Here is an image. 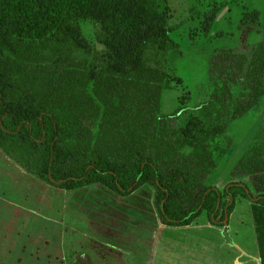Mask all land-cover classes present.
Instances as JSON below:
<instances>
[{
  "label": "trees",
  "instance_id": "1",
  "mask_svg": "<svg viewBox=\"0 0 264 264\" xmlns=\"http://www.w3.org/2000/svg\"><path fill=\"white\" fill-rule=\"evenodd\" d=\"M82 13L96 14L100 42L110 49L106 56L93 53L91 62L78 55L85 45L77 23ZM165 17L147 0H0L1 29L36 45L20 57L0 52V150L65 190L107 183L126 196L148 184L156 189L164 223L175 226L202 212L223 224L239 195L252 202L264 264V125L255 136L262 141L231 170L248 176L254 189L231 183L220 191L206 183L226 152L220 139L229 124L264 95V39L250 58L231 48L213 57L207 102L193 112L224 107V119L175 129L172 116L161 111V93L171 88L162 61L170 41Z\"/></svg>",
  "mask_w": 264,
  "mask_h": 264
},
{
  "label": "rangeland",
  "instance_id": "2",
  "mask_svg": "<svg viewBox=\"0 0 264 264\" xmlns=\"http://www.w3.org/2000/svg\"><path fill=\"white\" fill-rule=\"evenodd\" d=\"M253 1L259 0H147V6L157 7L166 16L167 36L172 42L162 60L171 88L161 93V111L172 116L173 128L184 130L190 123L195 128H205L224 119V107L203 115L193 109L207 102L211 64L219 48H231L250 58L256 44L264 39V12H256ZM80 15L77 23L85 45H80L78 55H85L91 62L93 53L104 54L110 49L100 42L104 32L96 14ZM213 19H217L218 31L227 30L224 41L218 36H222L220 32L210 41L203 39ZM233 22L234 34L229 31ZM9 34L0 27L1 53L20 57L18 53L35 52L33 42H20ZM260 50L263 54L264 44ZM150 54L148 50L146 56ZM255 108V112L252 109L230 123L221 137V147L226 152L218 164H224L222 170L216 168L209 175L207 187L223 191L232 183L254 189L248 176H233L229 169L252 144L262 141L255 136L264 125L263 100ZM112 167L119 169V162ZM259 181L264 185V177ZM156 199V189L148 184L139 185L135 194L126 196L107 183L65 190L26 172L0 150V264H223L215 262L217 253L220 261L219 250L208 243L226 240L227 231L218 235L213 227L202 228L204 216L189 228L167 225L158 230L165 219ZM236 202L242 215L247 209L246 200L239 196ZM262 213L264 209L259 220L264 225ZM144 216L148 220L146 228ZM225 222L212 224L221 228ZM234 222L241 235L244 219L236 214ZM261 233L264 237L263 230ZM200 239L203 244L198 243Z\"/></svg>",
  "mask_w": 264,
  "mask_h": 264
},
{
  "label": "crops",
  "instance_id": "3",
  "mask_svg": "<svg viewBox=\"0 0 264 264\" xmlns=\"http://www.w3.org/2000/svg\"><path fill=\"white\" fill-rule=\"evenodd\" d=\"M255 5V10L258 11H263L264 12V0H259V1H253ZM250 3V2H249ZM252 4V3H251ZM231 6V5H230ZM233 6V5H232ZM228 10V9H224ZM264 14V13H263ZM235 27V23L233 22V25H229V31L233 33V29ZM220 30L219 27L217 26V19H213L211 27L209 28L207 35L204 36L207 41H210V38L214 35H216L217 32L222 33V36L218 35L219 37H222V40L224 41L228 35L226 31H218ZM223 30V29H222ZM217 36V37H218ZM202 39V40H203ZM262 41V39L256 44V47L258 44ZM225 46V45H220V47ZM236 46L237 45H233ZM235 48V47H234ZM264 102V95L259 99L260 102ZM254 106L251 110L248 112H255L257 109ZM247 112V113H248ZM245 113V114H247ZM226 157V156H225ZM237 162V161H236ZM222 164H224V161L218 164L217 169L222 170ZM236 164V163H235ZM233 164L230 166V171L232 170ZM239 197V195H236L233 201V209L231 213H229L227 221L221 228H218L215 226V224H212L210 222L209 218L207 217V214L205 212H202L200 215L195 217L194 220H191L188 224L186 225H180V227H185L189 228L190 226H194L196 222L198 223L199 217L204 216L205 221L203 222L202 228H204V225L209 227H213L211 229H215L218 235L225 234L227 231V236L228 238L226 240L222 239L223 241H213L211 243H208L209 245L211 244V247L215 249V251L219 250L220 253V261L217 259V256L214 258L215 262L218 263H223V264H262V259L260 257V252H259V247H258V241H257V234H256V229H255V223L253 220L252 216V211H251V201L246 200V206L247 209L243 211L242 215L239 214L238 212V207L239 204H237L236 200ZM236 214H238V217H241L242 220L244 219L243 225L241 224L240 228H242V234H238V231L236 232V222L234 220L236 219ZM139 222V221H138ZM238 224L241 222L238 221ZM247 223V224H246ZM139 224V223H138ZM164 226L162 227L161 224L158 225V230H162L164 227L167 225L174 226L173 228H178L179 226H175L172 224H165L162 223ZM140 227L144 228L143 225H140ZM239 227V226H238ZM200 244H203V240H199Z\"/></svg>",
  "mask_w": 264,
  "mask_h": 264
}]
</instances>
